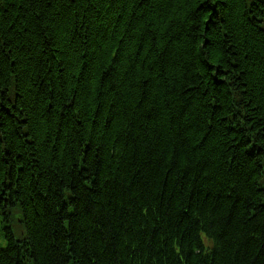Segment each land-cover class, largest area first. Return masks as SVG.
<instances>
[{"label":"trees","instance_id":"obj_1","mask_svg":"<svg viewBox=\"0 0 264 264\" xmlns=\"http://www.w3.org/2000/svg\"><path fill=\"white\" fill-rule=\"evenodd\" d=\"M0 215V264H264V0H0Z\"/></svg>","mask_w":264,"mask_h":264},{"label":"rangeland","instance_id":"obj_2","mask_svg":"<svg viewBox=\"0 0 264 264\" xmlns=\"http://www.w3.org/2000/svg\"><path fill=\"white\" fill-rule=\"evenodd\" d=\"M0 217H3V215H0ZM12 219L14 224V234L17 238H20L22 236V233L24 232V228L22 226V223H19L18 221L20 219L19 211H17L16 213L14 212V216ZM2 224L3 222H1L0 220V248L5 245V240L2 236L3 229H1ZM4 224H8V221H6Z\"/></svg>","mask_w":264,"mask_h":264},{"label":"bare ground","instance_id":"obj_3","mask_svg":"<svg viewBox=\"0 0 264 264\" xmlns=\"http://www.w3.org/2000/svg\"><path fill=\"white\" fill-rule=\"evenodd\" d=\"M13 231H14V229H13Z\"/></svg>","mask_w":264,"mask_h":264}]
</instances>
